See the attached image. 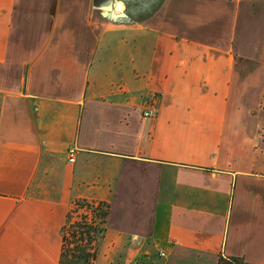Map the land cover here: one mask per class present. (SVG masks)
<instances>
[{
    "label": "crops",
    "instance_id": "0c3cea01",
    "mask_svg": "<svg viewBox=\"0 0 264 264\" xmlns=\"http://www.w3.org/2000/svg\"><path fill=\"white\" fill-rule=\"evenodd\" d=\"M77 200L95 264H264V0H0V264Z\"/></svg>",
    "mask_w": 264,
    "mask_h": 264
},
{
    "label": "trees",
    "instance_id": "16d2710c",
    "mask_svg": "<svg viewBox=\"0 0 264 264\" xmlns=\"http://www.w3.org/2000/svg\"><path fill=\"white\" fill-rule=\"evenodd\" d=\"M75 205L78 210H89L90 215L82 213L79 220L71 222V211L69 212L63 230L60 264H95L96 245L106 232L105 224L110 214V205L88 200H77ZM232 262L243 264L240 260Z\"/></svg>",
    "mask_w": 264,
    "mask_h": 264
},
{
    "label": "built area",
    "instance_id": "2783aa9c",
    "mask_svg": "<svg viewBox=\"0 0 264 264\" xmlns=\"http://www.w3.org/2000/svg\"><path fill=\"white\" fill-rule=\"evenodd\" d=\"M157 114H158L157 101L155 98H153L149 101L148 106L143 111V117L147 119H152V118H155ZM69 157H70L69 161L73 163L75 161V150L74 149L69 151ZM158 256L160 258H165L166 254L161 251L159 252ZM125 264H151V262L145 256H142L134 261H130Z\"/></svg>",
    "mask_w": 264,
    "mask_h": 264
},
{
    "label": "rangeland",
    "instance_id": "374dc122",
    "mask_svg": "<svg viewBox=\"0 0 264 264\" xmlns=\"http://www.w3.org/2000/svg\"><path fill=\"white\" fill-rule=\"evenodd\" d=\"M76 202V201H75ZM75 202L73 203L71 209H70V217H71V222L79 220L80 219V215H82V213L86 214V215H90L89 210L86 209H80L78 210L76 208Z\"/></svg>",
    "mask_w": 264,
    "mask_h": 264
}]
</instances>
